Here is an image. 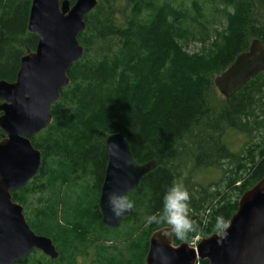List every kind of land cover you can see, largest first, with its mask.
Segmentation results:
<instances>
[{
  "label": "trees",
  "instance_id": "16d2710c",
  "mask_svg": "<svg viewBox=\"0 0 264 264\" xmlns=\"http://www.w3.org/2000/svg\"><path fill=\"white\" fill-rule=\"evenodd\" d=\"M217 1L220 29L208 21L204 0H191L189 8L177 0H97L85 15L77 36L83 54L50 108L52 122L30 137L40 168L11 193L59 256L34 249L20 264H144L150 233L166 225L146 226L145 218L159 213L179 167L190 161L195 169L221 170L219 186L190 194L194 226L186 242L227 224L240 195L264 176V72L220 102L213 85L251 39L264 48V0ZM30 2L0 0V79L13 81L20 58L35 48L37 35L27 29ZM190 41H199V50L185 51ZM113 131L127 140L135 162L156 165L127 195L132 214L105 227L97 199L105 136ZM230 131L249 138L243 151L227 146ZM173 242L181 236L173 233Z\"/></svg>",
  "mask_w": 264,
  "mask_h": 264
},
{
  "label": "water",
  "instance_id": "95a60500",
  "mask_svg": "<svg viewBox=\"0 0 264 264\" xmlns=\"http://www.w3.org/2000/svg\"><path fill=\"white\" fill-rule=\"evenodd\" d=\"M96 4L97 0H31L27 29L37 35L35 48L22 55L13 81L0 79V264H20L34 249L50 259L59 256L49 236L32 230L22 205L11 193L40 168L41 152L30 137L52 122L50 108L70 82V66L83 54L77 36L85 29V15ZM260 72H264V48L253 38L246 50L238 52L214 76L213 85L228 98ZM112 143L117 147L110 149ZM105 145L108 157L97 205L102 225L117 227L132 209L114 216L107 203L109 194L127 196L155 167L156 160L135 162L119 131L109 132ZM200 260L208 264H264V176L240 195L228 223L195 245L174 243L167 225L150 233L145 264H197Z\"/></svg>",
  "mask_w": 264,
  "mask_h": 264
},
{
  "label": "rangeland",
  "instance_id": "374dc122",
  "mask_svg": "<svg viewBox=\"0 0 264 264\" xmlns=\"http://www.w3.org/2000/svg\"><path fill=\"white\" fill-rule=\"evenodd\" d=\"M177 1H178V3H181L182 5L189 8V4H190L191 0H177ZM204 1H205L204 7H205V10H206V13L208 16L207 17L208 21L213 23L214 27H216L217 29H220L221 28L220 26L224 23L222 20V15L220 14V12L219 13L215 12L216 6L220 5L219 2L217 0H204ZM209 32L212 33V30ZM200 46H201V43L199 41H190V42L184 44V49H185V51L191 53L193 51L199 50ZM214 98L216 99L217 102H220L223 99V96L216 90ZM225 139L227 141V146L233 152L243 151L245 145L249 141V138L245 134L241 133V135H240L239 132H233V131L228 132V134L225 135ZM223 165H224V167L230 166V164L227 161H225L223 163ZM178 171H179V175H178L176 181L179 180L184 184V186L186 187V189L189 192L190 198H191V196H193L190 194L193 193L192 190H194V189H198V188L213 189V188H216L217 186L220 185L219 179H221V170L217 169L215 167L195 169V167L192 165V162L189 161L188 163H185L184 165L179 167ZM197 184H200L201 186H199ZM91 193H92L91 198H93L95 196V191L91 190ZM23 212H24V207H23ZM191 214H192L191 211H189L190 217H191ZM220 228H218V229L220 230ZM218 231H216V232H218ZM35 233H37V232H35ZM37 234H40V233H37ZM185 237H186V235L183 234L181 236V241H186ZM202 237H203L202 234L195 235L190 239L189 243L197 242ZM41 254H43V253H41ZM34 256L40 258L38 253L35 254Z\"/></svg>",
  "mask_w": 264,
  "mask_h": 264
},
{
  "label": "clouds",
  "instance_id": "9594fccd",
  "mask_svg": "<svg viewBox=\"0 0 264 264\" xmlns=\"http://www.w3.org/2000/svg\"><path fill=\"white\" fill-rule=\"evenodd\" d=\"M116 147L115 143L110 145V149ZM189 199V192L184 184L179 180L172 182L162 196L159 213L146 216L145 225L163 222L168 230L177 236L191 231L194 222L189 215ZM107 203L114 216L121 215L123 211L132 206L126 195L118 193H110Z\"/></svg>",
  "mask_w": 264,
  "mask_h": 264
}]
</instances>
